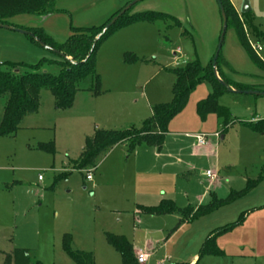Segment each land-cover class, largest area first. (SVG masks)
<instances>
[{
	"label": "rangeland",
	"instance_id": "rangeland-1",
	"mask_svg": "<svg viewBox=\"0 0 264 264\" xmlns=\"http://www.w3.org/2000/svg\"><path fill=\"white\" fill-rule=\"evenodd\" d=\"M135 1L57 0L49 15L18 14L7 23L42 29L55 43L64 44L72 28L100 27ZM245 1L251 11L244 15ZM230 2L252 50L260 48L257 56L264 61V43L256 35L264 32V0ZM127 12L163 13L180 25L169 18L112 32L96 54L99 95L89 96L87 89L95 84L88 80L72 109L62 111L55 108L52 94L43 91L38 113L27 116L15 134L0 137V264L15 249L28 250L42 264H76L64 248L66 236L73 250L92 254L95 264H123L107 234L123 236L147 253V264H187L194 255L200 258L197 264H264V180L244 196L180 226L177 214L145 212L162 198L182 210H197L211 201V193L225 200L232 191L244 189L249 179H257L263 167L264 128L253 126L264 120V97L221 95L218 104L234 120L224 130L216 114L205 119L198 114V103L212 93L211 84L204 82L169 122L160 146L142 143L131 150L121 143L95 168L76 169L86 138L96 129L140 130L153 106L173 100L174 71L191 61L207 67L217 51L223 26L217 0H140ZM125 57L138 61L128 64ZM44 59L59 56L26 35L0 28V70L8 71L9 63L34 65ZM219 59L228 79L264 92V68L254 63L232 24ZM43 70L52 75L61 71L55 63ZM6 102L7 97L0 98V123ZM204 134L209 135L207 148L196 145L195 136ZM207 171L213 178L204 174ZM231 224L236 226L222 230ZM214 233L222 253L201 256Z\"/></svg>",
	"mask_w": 264,
	"mask_h": 264
},
{
	"label": "trees",
	"instance_id": "trees-1",
	"mask_svg": "<svg viewBox=\"0 0 264 264\" xmlns=\"http://www.w3.org/2000/svg\"><path fill=\"white\" fill-rule=\"evenodd\" d=\"M220 1L227 16L228 26L229 24L233 25L241 44L249 52L254 63L260 68H264V61L252 50L243 24L230 0ZM56 2L57 0H0V25H8L7 19L18 14L49 15L55 11ZM127 11L104 34H102L104 28L118 13L100 27L72 28V35L64 44L55 43L42 29H24L34 34L50 50L54 51L59 56V60L44 59L34 65L9 63L10 69L8 71L0 70V98L7 97L3 118L0 123V137L15 134L27 116L38 113L43 91H49L52 94L55 108L62 111L73 107L77 93L83 89L81 85L88 80L92 81L95 87L87 89V91L95 96L99 95L101 93V79L96 71V54L99 46L112 32L134 23H152L169 18L174 19L170 15L156 12L139 13L129 16ZM174 20L177 25H180L176 19ZM256 35L258 40L264 43V32L257 31ZM30 40L39 44L33 38H30ZM137 61L136 57H125V62L128 64ZM219 61L220 59L217 62V72L219 78L227 86L238 91L256 90L255 86H246L228 79L220 70ZM48 63L59 65L61 69L60 73L52 75L43 72L44 65ZM174 74L176 81L173 87V100L170 103L153 106L151 108L152 116L145 121L140 130L104 131L96 129L93 136L86 138L85 146L75 162L76 169L83 172L87 169L95 168L102 156L121 143H128L131 150H134L142 143H154L160 146L164 135L168 132L167 127L169 122L185 107L190 94L196 87L204 82L211 84L212 93L198 103L197 109L200 117L205 119L210 113L216 114L219 126L224 130L234 124L230 112L218 104L219 97L229 92L226 86L215 77L213 60H211L207 67H202L197 61L186 62L183 66L176 69ZM253 128L262 130L264 128V120L255 124ZM40 148L51 151L45 145H42ZM262 180H264V159L259 177L254 180L249 179L244 189L237 192L232 191L230 196L225 200H220L216 194L211 193V201L206 205L199 206L197 210L191 207L182 210L177 208L173 201L163 200L156 207L146 208L145 212L152 216L177 214L181 218L178 224L180 226L181 223L207 215L222 205L244 196L252 191ZM234 226L236 224H231L222 230L231 229ZM215 240L216 233L207 238L202 247L201 256L220 255L222 253L217 250ZM107 241L121 255L123 264H138L133 245L125 237L107 234ZM64 248L76 264H95L92 254L72 249L71 238L69 236L65 237ZM3 264L42 263L34 261L28 250L15 249L12 253L4 255Z\"/></svg>",
	"mask_w": 264,
	"mask_h": 264
},
{
	"label": "water",
	"instance_id": "water-1",
	"mask_svg": "<svg viewBox=\"0 0 264 264\" xmlns=\"http://www.w3.org/2000/svg\"><path fill=\"white\" fill-rule=\"evenodd\" d=\"M140 0H136L134 3H132L131 5L135 4L136 2H138ZM218 4H219V8H220V12H221V16H222V20H223V26H222V31H221V35H220V40H219V43H218V47H217V51L214 55V58H213V72H214V75L215 77L224 85L226 86V89L228 90L229 93H232V94H245V95H253V96H261V97H264V92L263 91H258V90H246V91H238V90H235L229 86H227L220 78H219V75H218V72H217V62H218V59H219V56H220V53H221V49H222V45H223V42H224V38H225V34H226V30H227V27H228V20H227V16L225 14V10H224V7L223 5L221 4V1L220 0H217ZM130 5V6H131ZM130 6L124 8L118 15H116L107 25L106 27L104 28L103 30V33H106L116 22L119 18H121L127 10H129ZM251 11V7L248 3V1H245L242 9H241V14H248L249 12ZM0 28H3V29H6V30H14V31H17L18 33L22 34V35H26L30 38H33L35 39V41H37L39 43V45H41L42 47L44 48H48L44 43H42L38 38L35 37L34 34L30 33L29 31L27 30H24V29H18V28H13L11 26H8V25H0ZM50 49V48H48Z\"/></svg>",
	"mask_w": 264,
	"mask_h": 264
},
{
	"label": "built area",
	"instance_id": "built-area-1",
	"mask_svg": "<svg viewBox=\"0 0 264 264\" xmlns=\"http://www.w3.org/2000/svg\"><path fill=\"white\" fill-rule=\"evenodd\" d=\"M253 50H254V52L256 54H258L261 51L260 48H253ZM1 65L2 64H0V66ZM214 136L219 138L220 135L219 134H215ZM195 138H196V145L198 147L204 148V147H207L209 145V135H206V134H204V135H196ZM204 174L206 176H210V177L213 178V173H211L209 171H207ZM86 179L88 181H90L92 179L91 174L88 173L87 176H86ZM136 257H137L138 264H147L148 261H149V255L147 253H142V252L137 253Z\"/></svg>",
	"mask_w": 264,
	"mask_h": 264
},
{
	"label": "crops",
	"instance_id": "crops-1",
	"mask_svg": "<svg viewBox=\"0 0 264 264\" xmlns=\"http://www.w3.org/2000/svg\"><path fill=\"white\" fill-rule=\"evenodd\" d=\"M256 90H258V91H263L262 89H259V88H256ZM79 93V92H78ZM77 93V94H78ZM89 93V96H91V98H93V97H95V95H93L92 93H90V92H88ZM76 97H77V95H76ZM41 98H42V96H41ZM75 100H76V98H75ZM75 103V102H74ZM74 106V105H73ZM72 109V108H71ZM70 110V109H69ZM27 118V117H26ZM25 118V119H26ZM24 119V120H25ZM24 120H23V122H24ZM216 134V133H215ZM214 134V135H215ZM220 137V136H219ZM224 137H221V139H223ZM208 147V146H207ZM207 147H204V148H207ZM92 180V179H91ZM163 200H165L164 198H162V200H161V202L163 201ZM156 207V206H155ZM134 248V252L135 253H140V252H142V250L141 249H135V247H133ZM142 253H144V252H142ZM196 255H194V256H192L191 257V259L189 260V262H187V264H196V263H198V261H199V258L198 259H196ZM149 260H150V258H149ZM149 262V261H148Z\"/></svg>",
	"mask_w": 264,
	"mask_h": 264
}]
</instances>
